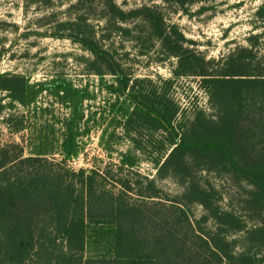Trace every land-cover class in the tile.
I'll use <instances>...</instances> for the list:
<instances>
[{"label":"trees","instance_id":"obj_1","mask_svg":"<svg viewBox=\"0 0 264 264\" xmlns=\"http://www.w3.org/2000/svg\"><path fill=\"white\" fill-rule=\"evenodd\" d=\"M42 1L45 9L53 5ZM161 1L184 9L199 0ZM66 11L63 19L42 16L39 27L49 30L41 35L69 39L85 51L80 62L86 75L113 78L106 87L116 102L124 97L128 104L118 108V125L131 147L119 154L114 170L70 169L67 162L82 150L77 138L88 133L93 117L83 121V102L91 99L86 87L61 75L31 82L0 74V113L17 105L36 112L43 92L69 110L56 146L53 128L36 131L24 116L12 114L4 120L13 133L28 135L23 145H0V264H264L260 35H250L247 47L206 60L156 5L125 11L113 0H76ZM254 16L264 23V1ZM115 37L139 43V56L152 52L160 63L174 59L171 77H135L121 62ZM189 76L200 79L209 112L196 107L189 116L174 98L176 81ZM137 154L155 174H136L132 183L121 173L136 167ZM210 175L241 192L239 211L220 207L221 192ZM164 180L179 192L164 195L158 186ZM193 207L201 209L197 218Z\"/></svg>","mask_w":264,"mask_h":264},{"label":"rangeland","instance_id":"obj_2","mask_svg":"<svg viewBox=\"0 0 264 264\" xmlns=\"http://www.w3.org/2000/svg\"><path fill=\"white\" fill-rule=\"evenodd\" d=\"M50 9L44 8L42 0H0V74H20L29 78L31 82L49 80L61 75L75 87H86L91 99L83 102L84 119L88 128L87 134L77 138L82 148L78 156L73 159L80 168L98 169L110 167L114 170L119 165V154L131 147L129 139L123 137L119 123L122 118L118 108L128 105L124 97L118 98L108 91L106 86L113 84V78L104 76L100 79L94 75H86L80 62L81 57H87L77 44L66 38H55L41 35L46 27H39V19L52 13L54 19H63L67 15V7L76 0H51ZM125 11L138 8L144 4L159 7L165 21L175 24L186 40L190 41V48L201 54L206 60H218L236 47H247L250 35H260L256 49H264V23L255 19L254 13L264 0H199L197 3L186 5L184 9L166 5L161 0L146 2L144 0H113ZM50 32V31H48ZM145 34V33H144ZM143 34V35H144ZM145 36V35H144ZM113 46L121 57V62L130 68L135 77L145 79H167L171 77V66L175 60L160 63L157 55L139 56V43L113 39ZM3 94L0 93V98ZM174 98L187 109V115L196 107L209 112L207 95L200 87V79L195 76L179 78L173 89ZM6 100L3 101V103ZM36 112L28 113L20 106L0 113V145L8 143L24 144L28 132L13 133L4 120L13 116H24V122L36 131L54 129L51 136L54 146L61 141L60 132L64 118L69 110L60 101L44 92L36 98ZM81 129L83 127L81 126ZM80 129V131H82ZM54 138V139H53ZM105 146L112 150L109 154ZM139 160L132 170L123 169L121 175L134 183L140 177L152 178L155 170L149 160L137 154ZM57 157V156H56ZM72 161V160H71ZM79 168V169H80ZM78 170V169H77ZM221 192L220 207H230L234 211L240 210L241 192L234 187L222 183L213 175L206 176ZM162 193L174 196L179 187L170 180L159 181ZM133 201L137 200L132 196ZM195 218L201 212L200 207L191 208ZM250 223H248V227ZM94 252V250H91Z\"/></svg>","mask_w":264,"mask_h":264},{"label":"built area","instance_id":"obj_3","mask_svg":"<svg viewBox=\"0 0 264 264\" xmlns=\"http://www.w3.org/2000/svg\"><path fill=\"white\" fill-rule=\"evenodd\" d=\"M67 166L72 170H77L80 168V166H78L77 162L73 158L67 162Z\"/></svg>","mask_w":264,"mask_h":264}]
</instances>
